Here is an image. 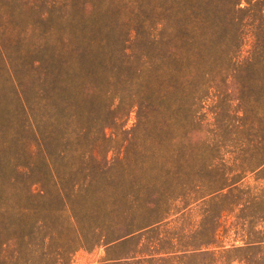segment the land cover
Listing matches in <instances>:
<instances>
[{
  "label": "trees",
  "instance_id": "16d2710c",
  "mask_svg": "<svg viewBox=\"0 0 264 264\" xmlns=\"http://www.w3.org/2000/svg\"><path fill=\"white\" fill-rule=\"evenodd\" d=\"M229 82L226 161L190 135ZM260 170L264 0H0V264H264Z\"/></svg>",
  "mask_w": 264,
  "mask_h": 264
},
{
  "label": "rangeland",
  "instance_id": "374dc122",
  "mask_svg": "<svg viewBox=\"0 0 264 264\" xmlns=\"http://www.w3.org/2000/svg\"><path fill=\"white\" fill-rule=\"evenodd\" d=\"M234 86L229 82L227 86H218L215 92L217 93V97L213 96L212 104L216 105L217 108L214 111L217 112L215 118L212 113H208L206 116H202L204 118L205 127L198 128L193 131L190 135L192 141H203L206 140V143L210 145L215 152H217L218 157H223L227 161L228 153L232 150H235V147L238 142L240 135H237L232 127L234 122H240V118H233V109L237 103L236 100L231 99V96L228 95L227 92L234 95L233 93ZM205 109H202L203 112ZM241 115V112L237 113ZM237 120V121H236ZM135 121L134 112L131 111L125 121L124 128H130ZM205 128V129H204ZM209 130V131H206ZM108 133V130H107ZM206 167H201L199 170L200 180H204L207 175L210 176V171H208ZM241 182L244 185L254 186V185H262L264 184V171L260 170L258 172H246L241 179ZM210 195L199 196V198L192 202L189 206L192 210V221L193 225L196 227L202 228L210 225V217L207 216L205 210L208 208V205L205 201L209 198ZM225 212L221 218V220L226 219V225L228 226L234 218L227 215ZM261 225H264V221ZM225 234L223 236H219L218 240L222 241L225 244H230L232 242L239 243L240 237L234 234V229L232 227H227V230L224 231ZM104 256V250L102 247L95 248L92 250L78 249L72 255V263L71 264H98L99 261Z\"/></svg>",
  "mask_w": 264,
  "mask_h": 264
}]
</instances>
